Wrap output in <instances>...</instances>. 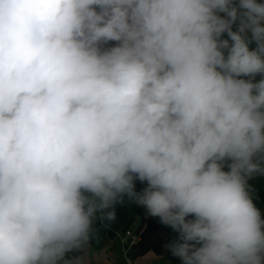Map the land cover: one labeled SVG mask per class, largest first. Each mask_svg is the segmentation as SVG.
Masks as SVG:
<instances>
[{"label":"clouds","instance_id":"9594fccd","mask_svg":"<svg viewBox=\"0 0 264 264\" xmlns=\"http://www.w3.org/2000/svg\"><path fill=\"white\" fill-rule=\"evenodd\" d=\"M256 177L264 3L0 0V264H89L126 200L181 264H264Z\"/></svg>","mask_w":264,"mask_h":264},{"label":"trees","instance_id":"16d2710c","mask_svg":"<svg viewBox=\"0 0 264 264\" xmlns=\"http://www.w3.org/2000/svg\"><path fill=\"white\" fill-rule=\"evenodd\" d=\"M145 186L136 182V189L140 191ZM144 207L134 202L125 201L123 205L116 206V218L109 225V231L116 228H127L134 225L133 222L138 213H141ZM178 233L170 227L163 225L159 219L148 217L144 228L142 229V241L139 245L140 252L154 251L157 255L169 260L172 264H181L179 258L173 257L168 251L166 245L176 240Z\"/></svg>","mask_w":264,"mask_h":264},{"label":"crops","instance_id":"0c3cea01","mask_svg":"<svg viewBox=\"0 0 264 264\" xmlns=\"http://www.w3.org/2000/svg\"><path fill=\"white\" fill-rule=\"evenodd\" d=\"M259 3H264V0H258ZM235 30V28H234ZM223 38H227L225 34ZM115 42H110L109 46H114ZM250 47H255V45H251ZM227 170V169H225ZM139 182V181H137ZM140 183V182H139ZM250 183L254 185L256 189V203L257 206L261 208L262 215H264V177H256L251 180ZM141 184V183H140ZM146 187V183L142 184ZM148 217H152L147 213V210H144L141 213L136 215V218L133 222L134 226L139 229H143ZM155 219H159L157 217H152ZM97 235L92 241L91 250L89 253V264H112L111 259L114 257H120L121 252L117 247H113L110 249L108 247L111 231H109V225L107 223L98 222L96 225ZM135 258L141 261L148 262L149 264H172L169 260L163 258L160 255H157L154 251L150 250L145 253L140 252V248L135 252Z\"/></svg>","mask_w":264,"mask_h":264},{"label":"built area","instance_id":"2783aa9c","mask_svg":"<svg viewBox=\"0 0 264 264\" xmlns=\"http://www.w3.org/2000/svg\"><path fill=\"white\" fill-rule=\"evenodd\" d=\"M260 78L259 75L255 77L256 80ZM141 241L142 230L134 225L127 228H112L108 247L110 249L117 247L121 252L120 257L111 259L112 264H143L135 261V252L139 249Z\"/></svg>","mask_w":264,"mask_h":264},{"label":"rangeland","instance_id":"374dc122","mask_svg":"<svg viewBox=\"0 0 264 264\" xmlns=\"http://www.w3.org/2000/svg\"><path fill=\"white\" fill-rule=\"evenodd\" d=\"M140 259L141 258H139V259L138 258L137 259L135 258V261L138 262V263L149 264L148 262L141 261Z\"/></svg>","mask_w":264,"mask_h":264}]
</instances>
